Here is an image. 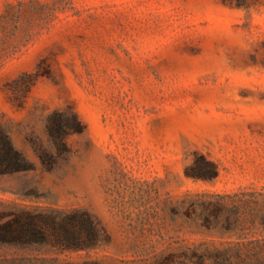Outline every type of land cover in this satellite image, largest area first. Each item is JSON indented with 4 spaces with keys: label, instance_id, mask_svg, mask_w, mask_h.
Listing matches in <instances>:
<instances>
[{
    "label": "rangeland",
    "instance_id": "rangeland-1",
    "mask_svg": "<svg viewBox=\"0 0 264 264\" xmlns=\"http://www.w3.org/2000/svg\"><path fill=\"white\" fill-rule=\"evenodd\" d=\"M57 110L85 124L66 149ZM0 124L33 165L0 175V225L102 228L88 249L0 237V264H264V0H0ZM199 153L218 176L186 175Z\"/></svg>",
    "mask_w": 264,
    "mask_h": 264
},
{
    "label": "trees",
    "instance_id": "trees-1",
    "mask_svg": "<svg viewBox=\"0 0 264 264\" xmlns=\"http://www.w3.org/2000/svg\"><path fill=\"white\" fill-rule=\"evenodd\" d=\"M48 128L58 147L66 149L67 137L72 133L84 131L85 124L77 112L57 110L51 115ZM31 168L32 163L14 145L8 131L0 124V175ZM185 172L189 177L211 180L218 176L219 166L207 155L199 153L186 167ZM0 229V237L3 240L44 242L63 249L93 248L102 241L101 226L88 210L83 209L27 212L1 224ZM63 264L103 263L85 260Z\"/></svg>",
    "mask_w": 264,
    "mask_h": 264
}]
</instances>
